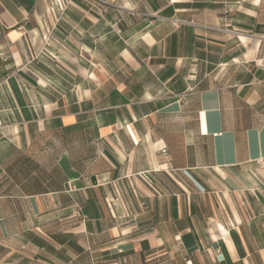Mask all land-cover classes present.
<instances>
[{
  "label": "crops",
  "instance_id": "1",
  "mask_svg": "<svg viewBox=\"0 0 264 264\" xmlns=\"http://www.w3.org/2000/svg\"><path fill=\"white\" fill-rule=\"evenodd\" d=\"M0 264H264V0H0Z\"/></svg>",
  "mask_w": 264,
  "mask_h": 264
},
{
  "label": "built area",
  "instance_id": "2",
  "mask_svg": "<svg viewBox=\"0 0 264 264\" xmlns=\"http://www.w3.org/2000/svg\"><path fill=\"white\" fill-rule=\"evenodd\" d=\"M146 177V176H145ZM147 178V177H146Z\"/></svg>",
  "mask_w": 264,
  "mask_h": 264
}]
</instances>
